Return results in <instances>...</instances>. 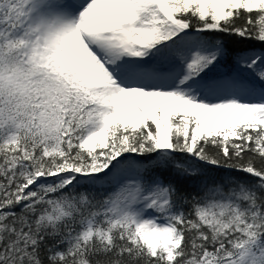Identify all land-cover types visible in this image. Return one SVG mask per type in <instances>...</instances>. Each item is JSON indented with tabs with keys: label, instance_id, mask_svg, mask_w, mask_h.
Listing matches in <instances>:
<instances>
[{
	"label": "snow or ice",
	"instance_id": "snow-or-ice-1",
	"mask_svg": "<svg viewBox=\"0 0 264 264\" xmlns=\"http://www.w3.org/2000/svg\"><path fill=\"white\" fill-rule=\"evenodd\" d=\"M0 264H264V0H0Z\"/></svg>",
	"mask_w": 264,
	"mask_h": 264
}]
</instances>
